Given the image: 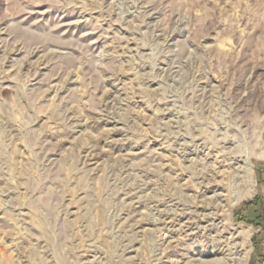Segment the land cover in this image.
<instances>
[{"label": "rangeland", "instance_id": "1", "mask_svg": "<svg viewBox=\"0 0 264 264\" xmlns=\"http://www.w3.org/2000/svg\"><path fill=\"white\" fill-rule=\"evenodd\" d=\"M263 219L264 0H0V264H252Z\"/></svg>", "mask_w": 264, "mask_h": 264}, {"label": "crops", "instance_id": "2", "mask_svg": "<svg viewBox=\"0 0 264 264\" xmlns=\"http://www.w3.org/2000/svg\"><path fill=\"white\" fill-rule=\"evenodd\" d=\"M254 232L257 235L253 238L252 249L255 251V256L252 259V264H264V221L261 223V227L258 226Z\"/></svg>", "mask_w": 264, "mask_h": 264}, {"label": "bare ground", "instance_id": "3", "mask_svg": "<svg viewBox=\"0 0 264 264\" xmlns=\"http://www.w3.org/2000/svg\"><path fill=\"white\" fill-rule=\"evenodd\" d=\"M248 257V249L244 248V251L235 260V264H245ZM236 258V257H235Z\"/></svg>", "mask_w": 264, "mask_h": 264}]
</instances>
